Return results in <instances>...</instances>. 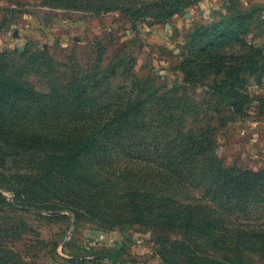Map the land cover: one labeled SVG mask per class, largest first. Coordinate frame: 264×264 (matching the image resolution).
<instances>
[{
	"label": "rangeland",
	"instance_id": "1",
	"mask_svg": "<svg viewBox=\"0 0 264 264\" xmlns=\"http://www.w3.org/2000/svg\"><path fill=\"white\" fill-rule=\"evenodd\" d=\"M230 1L0 0V75L40 96L81 84L98 105L133 97L136 85L192 101L199 110L183 116L185 132L210 126L223 168L264 171V76L261 86L249 79L248 115L221 122L208 108L215 103L209 92L186 86L178 70L189 36L237 11L253 12L246 40L264 50V0ZM162 3L172 14L158 20ZM95 103L85 120L65 114L46 122V133L75 141L69 147L23 154L0 140V264H264V254L222 252L199 234L210 231L205 218L230 229L245 225L210 195L204 163L193 184L169 179L160 164L118 155L103 167L84 155L71 173H50L54 155L89 136L80 125L104 117ZM41 121L29 116L18 124ZM136 204L157 210L146 214ZM172 212L191 220H172Z\"/></svg>",
	"mask_w": 264,
	"mask_h": 264
},
{
	"label": "trees",
	"instance_id": "2",
	"mask_svg": "<svg viewBox=\"0 0 264 264\" xmlns=\"http://www.w3.org/2000/svg\"><path fill=\"white\" fill-rule=\"evenodd\" d=\"M171 6L162 3L164 9L156 19L172 14ZM122 11L129 13L125 9ZM252 18L253 12L237 11L226 20L196 29L183 47L184 57L178 70L184 84L205 88L209 92L215 103L206 105L220 115L221 122H234L246 117L253 103L247 92L249 79L253 78L257 86L262 84L264 50L246 40ZM135 88L133 97L124 100L118 96L115 106H110L112 101L98 105L96 99L87 97L88 88L81 84L67 93L40 96L0 75V140L23 154L46 153L55 147H69L75 141L67 142L59 135L46 133V122L65 114L75 120H85L92 103H95L94 111L104 117L91 121L90 125H80L90 132L89 136L77 143L74 150L54 155L50 173L58 174L65 169L68 174L71 173L79 157L84 155L91 157L99 167L108 166L112 155H118L160 164L169 179L193 184L197 182L204 163L208 166L210 195L230 207L245 225L240 229H230L219 226L221 222L217 219L205 218L202 225H209L210 231L200 229L199 234L206 237L214 249L222 252L263 255L264 171L223 168L214 154V135L210 126L185 132L183 116L199 110L192 101L182 102L177 96L156 97L154 91L149 92L140 85ZM256 107L263 109L261 105ZM223 112L228 115L225 117ZM29 116L43 121L34 128L18 124ZM65 136L70 138L69 133ZM72 196L78 198L74 193ZM135 207L143 209L146 214L157 210L145 209L142 204ZM173 214L176 212L169 213L168 218L191 220L186 214L179 219ZM137 223L143 224L144 221L139 219ZM180 255L188 256L185 251Z\"/></svg>",
	"mask_w": 264,
	"mask_h": 264
}]
</instances>
